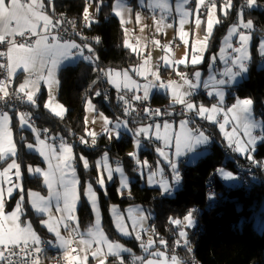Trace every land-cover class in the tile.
<instances>
[{
    "label": "snow or ice",
    "instance_id": "1",
    "mask_svg": "<svg viewBox=\"0 0 264 264\" xmlns=\"http://www.w3.org/2000/svg\"><path fill=\"white\" fill-rule=\"evenodd\" d=\"M185 3H188V0H184ZM53 0H0V44H6L7 50H0V58L6 60V63L3 60H0V70H4L6 75L3 78H0V126L3 127V132L0 134V167H3L2 173L0 176L9 177V174L14 170V175L16 181H9L10 186L5 190L3 186L0 185V264H30L32 260L33 264H38V257H33V253L41 254L42 249L39 247L41 239L36 235L32 230L31 224L28 223L24 227H21L18 221H21V217L24 215V208L26 202V195L28 200L31 202V207L35 209L36 213L40 214L41 223L43 226L48 228L49 232L55 233L57 240L60 242L59 247L65 248L70 241L65 240L60 235L58 228L53 227L49 221L43 219V213L47 210L46 202L41 200V204L35 202L34 197H36L34 192H28L25 195L23 181L26 179L27 174L32 176H44V183L49 188L50 193L56 183L55 177L49 179V174L47 172H42L41 167L33 166L32 164H27L21 160L17 161V146L12 141V132L8 129L7 125L11 122L12 117L9 114V110L16 109V103L21 104L28 103L33 106L36 105V94L39 91V85L41 81L45 83H51L54 78L56 71L60 68L61 65L67 64L66 67L73 66L77 62L82 61L89 65H93V71L98 73L97 79L106 78L107 83L112 84L116 87L117 92L120 91V85L112 79L111 70H105L104 68L99 67V56L96 53L95 45L101 42L100 37L89 38L82 29H78L77 25L72 23V34L70 38H65L61 34V30L67 32L68 29L65 26L67 23L63 19H54L55 12L49 14L47 8L48 5L52 4ZM88 7L84 8L83 11V20L85 21L84 27L91 29L94 23L99 22V15L102 11L104 5L101 0V3H96V0H87ZM220 10L227 15L229 12L232 13L235 23L233 24L229 36L234 34L239 35V47L232 48V51L236 53L235 57L232 59L233 66L238 68V71L233 72L232 68H226L223 72L220 73L221 77H227V79L221 78L216 80L215 77L210 78L213 83L225 86L231 83L232 80L236 77L241 76V74L247 72L248 68L246 61L249 59L248 55V44L251 39L249 34H246L245 31L237 33V25L243 30L253 29L252 19H244L246 14L251 15L253 10L259 9L258 0H223V3L220 4ZM89 8H94V13L89 11ZM207 9L208 22H207V32L202 41L204 51H207L209 47V40L212 35L213 28V16L217 10V4L214 0H196L195 3V12L199 14L202 9ZM115 15L117 17L121 16L120 11H116ZM139 21V16L136 17ZM123 23V20L120 21ZM183 23V21H181ZM197 26L200 24L199 18L196 20ZM17 37H20L21 40L18 41ZM184 33H181L180 39L184 42L185 45L188 44L187 40H183ZM125 47H128L127 41L124 44ZM231 47V45H229ZM166 51V49H165ZM204 51H201L196 45L191 47V58L190 65L195 67L201 64L204 60ZM199 53V54H197ZM258 54L260 57L264 58V41H260L258 44ZM188 52L186 51V56ZM216 59L215 55L211 56V60L214 62ZM147 63V60H145ZM180 65L188 66V62L185 59H180L178 62ZM165 67H171L167 60H165ZM17 70H20L22 73L26 74L24 76L23 82L19 84V87L14 86V77ZM117 76L120 75L119 72L116 73ZM125 79H128V72L124 74ZM152 75L156 77L157 80L160 79L159 76V67H157L156 72H153ZM182 81V84H177L175 80L169 81L168 83H159L158 85L153 83H148L143 85V96H133L131 99L125 98L123 95L119 96V101L123 102L124 106V115L132 116L133 112L137 113V116H140V111L143 112V116L140 117L139 123L140 127L136 130L128 129L134 138L137 139V146H139V138L144 137L149 140L151 143L153 136L151 130L153 126L156 129L155 140L161 141V145H153L159 157L163 158L171 171V178L161 179L159 181V187L162 189V195L170 196L172 193V186L178 185L181 182L180 171L177 167V161L173 157H180L184 154V151L192 152L197 146L203 145L209 142V137L206 135L202 126H197L195 128H190L189 126L196 123V118L198 117L201 120H207L210 123H218L221 130L224 129L225 124L228 123L227 118H225L224 123H220L216 120L210 113H219L222 111V106L224 105V92L217 91L216 97L218 100L212 102L211 108L205 106L204 104H197L194 97L197 95V82L201 78V73L199 70H194L191 74L186 72H177ZM18 79V77H16ZM187 81V83H185ZM12 84L13 86L9 89L8 85ZM58 83V81H57ZM95 83V81H94ZM208 81H204V87H208ZM187 85L186 91H181L180 89ZM159 87L163 89L165 93L169 89H174L172 95V105L170 108L173 111L156 109L153 110L149 106H144L142 109L133 108L132 100L139 102L140 105H145V101L149 98V89L153 87ZM127 88L128 85L125 84ZM141 85L137 84L136 89L139 90ZM31 89H36L35 91ZM129 91L131 89L129 88ZM95 95L100 97L102 93L96 91ZM104 97L107 98V94L103 93ZM211 97L212 94L209 93ZM26 97V100H25ZM45 103L44 107L49 108L51 103ZM176 104L181 106L180 111L176 112L174 107ZM253 100L250 98L240 99L236 98L235 103L226 108L227 113L235 112L239 110V116H233V119H241L244 122L245 131L248 135L246 141H241L235 139V129L232 134H227L226 139L228 141L227 146L231 148L235 153L243 155L246 160L250 161L257 168H264V161H259L255 159L254 153L258 144H264V134L258 136L251 135L250 130L260 127L256 121L252 119ZM57 108H61L60 105H56ZM7 109V110H6ZM88 110L95 111V108L91 102L88 101ZM64 111L61 108V111L54 112L55 115L61 116ZM171 116L173 120L177 116L182 117L179 120V129L177 132H170L169 129L171 124L169 121H163V130L164 135L160 134L161 123L152 119L151 123L147 126H144V120L149 118H154L157 116ZM132 123H136V117H133ZM19 123L23 129L26 125L32 129L36 137V142L38 144H44V141L40 139V132L37 129L28 123V116L26 113H20ZM111 122L104 118V124L107 126ZM127 127V125H122L117 119L115 124V129H120L121 127ZM48 130L44 129L46 133ZM105 131H109L106 127ZM87 135L95 137L96 133L89 132ZM21 141L25 144L26 148L29 151H32L34 145L27 142V138L24 136L20 137ZM81 143L85 145L88 144V141L85 138H81ZM92 145L96 144V140H92ZM174 148V152L172 149ZM39 151V155L48 161V156L43 150L36 149ZM63 152L71 153V147H64ZM130 157L135 158V153H130ZM9 159L11 162H9ZM104 169L107 171L108 179L111 180L113 172L107 167V155L104 156ZM80 160L83 162L85 169L89 167V161L83 156L80 157ZM99 163V162H98ZM137 164L142 168L150 167L147 161H144L143 164H140V161L137 160ZM65 167H71V164L65 163ZM51 168V164H49ZM135 170V169H134ZM75 170L73 169V172ZM115 172L121 173V192L124 187L127 186V178L123 176L121 167L117 166ZM163 176V169L159 168V161H157V169L152 171L148 176V183L154 184L156 181L154 177L157 175ZM217 174L225 181H234L237 179L231 171H226L224 168L217 170ZM76 181L73 179L70 182L65 181L64 175L60 176L59 187L63 191H56L54 193L57 200L63 199L64 207L63 209L57 208V211L66 213L67 215L63 217L62 221L65 225V229L71 227L68 223L76 219L75 210L77 195L75 191ZM98 183L101 188L105 187V180L103 176L100 177ZM18 190V194L14 191ZM86 195L89 196L91 207L93 211H100L97 203V198L95 192H93L91 183L87 184ZM7 195V199L5 196ZM215 193H209V198L211 199ZM14 201V206L10 203ZM11 208V211L9 209ZM196 209L192 208L187 211L183 216V219H172L170 218L169 223L173 226H177L180 230L177 233H174L178 238L175 241L176 246L181 245L183 241V246L188 248V251L191 252V248L188 244V233L183 230L184 228H192L196 223L194 214ZM112 213L117 222V228L122 235L131 236V233L126 229L120 227V222L122 218L116 214V209H112ZM145 219L142 214L140 220ZM7 225V226H6ZM182 226V227H181ZM100 228V221L97 223V217H95V228H89L88 234L92 235L95 230ZM144 231H147L144 229ZM71 235V233H69ZM103 235V234H101ZM136 239L140 242V247L144 253L148 256L153 257L154 259H147L144 256L135 255L131 249L122 247L119 243H108L107 240H104V243L107 244L108 252L105 253L101 249H97L91 252V256L95 259H99V264H106L109 255L116 256L119 260V264H125L124 258L121 256V253H127L131 257L130 264H167L165 260L158 259L159 257L164 256L163 251H150L153 247V240L149 239L145 242L140 235H136ZM82 243H88L86 241H81ZM53 247L57 245L52 241H48ZM160 243L168 247V242L161 240ZM83 251H88V249H82ZM77 249H71L70 252H66L65 260L68 264L78 261L79 257L74 256L71 253L76 252ZM173 254L171 255V264H185L181 259L177 258L175 254V249H172ZM103 257V258H101Z\"/></svg>",
    "mask_w": 264,
    "mask_h": 264
},
{
    "label": "trees",
    "instance_id": "2",
    "mask_svg": "<svg viewBox=\"0 0 264 264\" xmlns=\"http://www.w3.org/2000/svg\"><path fill=\"white\" fill-rule=\"evenodd\" d=\"M113 1L102 0L104 7L100 12L99 22L94 23L91 29L83 28L82 30L90 38L97 36L101 38V42L95 45L96 53L99 56V67L105 70L130 69L137 64L138 57L123 46V28L118 19L112 16L110 12ZM128 1L130 5L135 2V0ZM96 3H101V0H96ZM258 3L259 9L253 10L251 15L246 14L244 16L246 20L252 19L253 21L251 58L247 64L248 70L242 81L228 92L227 100H234L237 97L241 99L251 98L255 115L264 121V64L257 53L258 41L264 37V0H258ZM54 4V10L63 12L77 27H83V11L87 5L86 0H56ZM233 22L236 21L231 12L225 17H221V21L216 26L210 40V53L217 50L220 39ZM205 66L206 63L200 65V69L205 70ZM93 67V65L82 61L77 62L74 66H63L58 74V100L67 110L66 115L63 118H57L46 110L44 107L46 91L43 89L40 95L36 97L37 106H27L32 119H34L33 123H28L40 132L41 138L50 143L63 140L72 144L80 188L83 187L86 180L92 182L97 188L103 226L110 233V236H116L108 210L111 204L122 209L141 205L153 210L152 225L155 236L157 238L167 236L164 239H171L173 242L178 237L174 235L176 229L169 223L170 218L182 220L188 210L195 208L197 210L194 214L195 227L188 233L187 239L193 248L191 258L196 264H264V229L260 234L254 228L251 219L255 213V207L258 206L260 199L264 196L263 169L257 168L245 158L236 156L213 126H207L214 140L209 146V152L197 164L183 166L180 169V188L172 197L163 196L158 188L141 185L142 181L134 170L135 165L128 154L132 148L130 137L115 141L107 134H102L96 137L95 145L87 146L77 143V140L84 136V106L88 99L95 102L98 108L110 118L118 116L122 118L119 108L115 104L114 96L105 92L106 80L97 79L98 73L93 71ZM96 91H100L102 95L97 97ZM103 93L107 94V98L104 97ZM202 97L204 94L196 96L195 100L206 103ZM149 102L153 105H163L168 103V98L155 93ZM17 112L19 111H9L12 117L13 140L17 146V161L22 160L25 165L42 166L43 163L39 155L28 151L20 139L21 136H24L27 138V142H34V133L30 129H20L19 121L16 118ZM163 118L160 117L159 119L162 120ZM176 118L181 117L177 116ZM147 121L144 120V123ZM127 122L132 128L139 123V121L136 123ZM44 129L48 131L45 133ZM262 134H264V129ZM143 145L150 149L156 144L146 141ZM145 148L141 150V157L147 156L150 161L153 160L154 155ZM105 151L110 157L122 164L130 178V185L127 190L119 191L116 180L107 185L104 191L96 186L97 173L93 159ZM80 154L91 161L89 169L83 167ZM254 156L256 160L264 161V144L257 145ZM221 167L237 175L239 170H243L245 178L250 181L249 185L246 187L239 183L236 188L227 187L216 174ZM250 168L253 170L251 173L247 172ZM167 176L169 175L165 177ZM256 176L261 177L262 180H255ZM211 177L216 179L215 195L212 196L211 203H208L209 196L206 188ZM23 186L25 195L28 191H38L44 194L47 192L40 176L27 174ZM253 189L255 192L252 191ZM254 200H256L255 205L253 204ZM80 201L77 210L79 224L81 228H87L91 225L93 217L83 192H81ZM10 203L14 205V201ZM22 218L29 219L33 229L40 237H48L45 228L40 224V216L34 214L29 205L27 195ZM126 242L138 252L131 240ZM176 252L180 257L186 258L187 256L182 249Z\"/></svg>",
    "mask_w": 264,
    "mask_h": 264
},
{
    "label": "rangeland",
    "instance_id": "3",
    "mask_svg": "<svg viewBox=\"0 0 264 264\" xmlns=\"http://www.w3.org/2000/svg\"><path fill=\"white\" fill-rule=\"evenodd\" d=\"M87 1V0H86ZM195 3L196 0H188V3H185L184 0H135L133 5L129 4L128 0H114L111 3V8L110 12L112 16L116 17L118 21L120 22L123 20V23H120L122 28H123V46L125 44V41H127L128 47H125L129 49L132 53H135L138 56V62L137 64L130 68V69H111L112 72V79L119 83L120 85V91H127L129 88L131 91L135 92L133 93L135 96L138 95V93L143 94L144 89L143 85L148 84V83H153L158 85L159 83L162 82V77L159 76L160 79L157 80L154 75H152L153 72H156L157 70V65L156 62L161 61L158 55L159 54V49L164 52L162 55V68L165 69L166 67L164 66L165 60H167L169 65H172V57L173 53L172 50H174V53H179L180 48H182V51L180 53L181 57L183 58H188L189 59V65H190V58H191V47L193 45H196L198 48H200L201 51H204V47L202 44V41L204 40V36L206 35L207 32V22H208V15H207V9H202V11L197 14L195 12ZM207 3V0H206ZM223 3V0H220L219 4H217V10L213 16V28H212V35L210 37V40L213 36V33L215 31L216 26L219 24L221 21V17H225L226 15L220 10V4ZM88 7V3L86 5ZM51 10L53 11V8L51 7ZM89 11L91 13H94V8H89ZM116 11L121 12V16L117 17L115 15ZM156 15V16H155ZM139 16V21H137L136 17ZM157 17L158 21H153L152 18ZM199 18L200 24L197 26L196 20ZM245 19V18H244ZM246 20V19H245ZM183 21V23H181ZM235 22H233L225 32V34L222 36V38L219 41V44L217 46V50L215 52H209V47L207 48V51H204V60L201 64L203 65L206 63L205 69H196L199 70L201 73V78L197 82L198 86L200 83H203L204 81H208V87H207V102L202 103L201 101L197 102V104H204L205 106L211 108L212 102L215 100H218V97H216V92L217 91H223L224 92V105L222 106V111H220L218 114L217 113H210L216 120H218L220 123H224L225 118H227L228 123L225 124L224 129L221 130L219 127L218 123H210L207 120H201L198 117L196 118V123H194L192 126L190 125V128H193V126H204L207 127L213 126L214 130L222 135L223 140H225V144L227 145L228 141L226 139L227 134H232L233 130L235 129V139H239L241 141H246L248 138V135L245 131L244 127V122L241 119H233V116H239V110H236L235 112L232 113H227L226 108L232 106L235 103V100H227L228 95L224 90L225 86H221L219 84H215L212 82L210 78L215 77L216 80H219L221 78L227 79V77H221L220 73L223 72L226 68H232V71L234 72V68L238 71V68L233 66L232 64V59L235 57L236 53L232 51V48L234 46L239 47V35L234 34L232 36H229V32ZM237 33L245 31L246 34H249L251 36V39L248 44V55L249 59L245 62L246 65L248 64L250 58H251V43H252V32L253 29L251 30H243L237 25L236 29ZM181 33H184L183 40H187L188 44L185 45L184 42L180 39ZM209 40V44H210ZM260 41H264V38H260L258 41V44ZM176 43V44H175ZM175 45V46H174ZM231 45V47H229ZM166 49V51H165ZM186 51L188 52V55L186 56ZM213 51V50H212ZM208 52L210 53L209 56L207 57ZM257 53H258V46H257ZM199 54V53H197ZM215 55L216 59L213 62L211 60V56ZM259 55V54H258ZM234 56V57H233ZM261 58V57H260ZM145 60H147V63H145ZM67 62H65L64 65H61L60 68L56 71V74L54 78L52 79L51 83H45L44 81H41L39 87V91L36 94V97L40 95L42 90L44 89L46 91V99L44 101L45 103L49 102L50 98L51 103L49 105V108H46V110L52 114L53 116L57 118H63L66 115L67 110L65 107L59 102L58 100V88H59V80H58V74L59 70L65 66ZM74 66V65H73ZM191 66V65H190ZM200 67V66H199ZM160 69V67H159ZM107 71V70H106ZM119 72L120 75L117 76L116 73ZM128 72V81L129 85L126 88L125 85L123 84V79L124 73ZM177 72H180L178 70V67L175 69H171L170 74L167 75L166 83L169 81H172L171 77L173 74H175V77H178L179 80L181 81L180 77L176 75ZM190 72V71H188ZM236 72V71H235ZM192 72H190L191 74ZM245 74V75H244ZM26 74L22 73L20 70H17L15 73L14 77V83L16 84V87H19V84L23 82L24 76ZM243 76V77H242ZM246 76V72L241 74V76L236 77V79L232 80L230 84H237L239 82L238 80L243 79ZM18 77V79L16 78ZM152 78V80L150 79ZM140 80V81H139ZM58 81V83H57ZM141 84V88L139 90L136 89L137 84ZM187 82V81H186ZM108 85V83H107ZM10 86L12 87L13 85L10 83ZM115 91L117 92L116 87ZM157 87H153L149 89V98H151L153 91ZM198 89V88H197ZM35 91L36 89H31ZM150 90L152 93H150ZM158 91L162 90L158 87ZM197 91V90H196ZM130 92V91H129ZM209 93L212 94V96H209ZM201 90L197 91L196 96H200ZM205 94V92H204ZM233 96V94H232ZM241 99V98H240ZM246 99V98H242ZM251 99V98H250ZM26 100V97H25ZM88 99L85 103L84 106V136L88 142L92 141L94 138L98 137L99 135L102 134H108V136L115 141H119L121 138L127 139L130 137L132 139V148L128 151V154L130 153H135V158L130 157L133 160V163L135 165V170L137 172V175L140 177L142 183V186L150 187V188H158L159 187V181L163 179H169L171 178V171L168 167L167 162L159 157L158 153L155 150V147L148 149V152L154 155L153 160H149L147 156L141 157V150L144 147L142 145L141 141L139 143V146H137V139L132 136V133L128 129H132V127L129 126L127 120L118 117H113L110 118L108 115H106L105 112L100 110L95 102H92L95 111H89L88 110ZM150 101V100H148ZM209 101V102H208ZM60 105L61 108L64 109L62 112L61 116H57L54 114V112H59L61 111V108H57L56 105ZM24 108L22 111H19L16 113V118L19 121V115L20 113H26L28 116V122L29 119L32 118L31 113L27 109V106H31V104L24 103ZM37 106V103L36 105ZM180 107V106H179ZM173 111V110H172ZM252 112L253 116L252 119L256 121L258 124H260V127L251 129V135L256 136V133L262 134L263 129H264V121L261 117H258L254 113V107L252 106ZM10 114V113H9ZM161 116H157L154 118H160ZM104 118H107L111 123L109 125L104 124ZM117 119H119L120 123L122 125H127V127H121L120 129H115V124L117 122ZM152 119V118H151ZM182 119H176L174 121L169 122L171 124V127L169 129L170 132H177L180 131L179 129V120ZM157 121V120H156ZM165 121V120H163ZM163 121L159 122L161 123V131L160 134L163 136L164 130H163ZM140 123H137L135 125L138 126ZM148 124L144 125L147 126ZM20 126V123H19ZM8 129L11 130V122L8 123L7 125ZM108 128L109 131H105V128ZM140 127V126H139ZM20 129L21 126H20ZM24 129H32L28 127L27 125L24 127ZM206 135L209 137V142L203 145L197 146L192 152L184 151V154L180 157H173L177 161V167L178 169L181 168L180 161L184 160L185 162L187 161V165H195L201 160L208 152H209V146L213 143V138L211 136V133L205 129L204 130ZM89 132H94L96 133L95 137L87 135ZM155 132L156 129L153 126L151 130V134L153 136V140H155ZM80 137L79 139L81 140ZM41 140L44 141V144H38L36 142V137L34 135V142H29L34 145V148L31 152L36 153L39 155V151H36V149L43 150L46 155L48 156V161L46 162L43 157H40V160L42 161L43 165L39 166L42 169V172H47L49 174V179H52L53 176L55 177L56 183L54 184V187L52 189V192L50 193L49 188L45 185L44 183V176L41 174L39 175L42 178V183L43 186L46 188V194L40 193L38 191H29V192H34L36 197L32 198L35 200V202L39 205L41 204V200L39 198H43V201L46 202V207L47 210L43 213V219L46 221H49V223L53 226L58 228L60 231L61 237H63L65 240L70 241V243L66 246V251L65 249H62L59 247V241L57 240L55 233L49 232L48 228L43 226L41 221L40 224L47 229V231L51 234L54 242L56 243L57 249L60 248L66 252H70V249H77L76 252H74V256L79 257L83 260L84 264H87L88 260L91 259L93 264H99V259H95L91 256V252L95 251L97 249H101L103 252L107 253L108 248L107 244L104 243V240L106 239L108 243H119L121 244L122 247L129 248L132 250V252L137 255V256H144L147 259H154L151 256H148L146 253L143 252V250L140 247V242L136 239V235H140L142 239L147 242L149 239L153 240V247L150 249V251H163L164 256L159 257L158 259L160 260H165L167 264H171V255L173 254L172 249L176 248L178 246L175 245L174 242L171 239H164L167 238V236L163 238H157L154 233V226L152 225V220L154 218V211L149 210L141 205H134V206H129L125 208H120L119 206L115 204H111L108 208L109 210V216L112 222V226L114 228V231L116 233V236L111 237L110 233L104 228L103 226V219H102V212H101V207L99 204L98 200V191L95 185L86 180L84 183L83 187L80 188V179L77 175L76 172V166H75V155H74V150L72 148L71 153H65L63 152L64 147H68L65 145L66 141L61 140V144L59 147H55L54 144L48 142L47 140L43 139L40 137ZM147 139V138H146ZM140 140V138H139ZM12 141L13 140V132H12ZM162 142L159 141V145H161ZM228 147V146H227ZM229 148V147H228ZM231 149V148H229ZM28 150V149H27ZM29 151V150H28ZM204 151V153H203ZM231 151H233L231 149ZM172 152H174V148L172 149ZM234 152V151H233ZM237 154V153H236ZM107 155L108 160H107V167L112 170L113 176L112 179H108V174L107 171L104 169V156ZM241 158H245L243 155H239ZM83 156L80 154V157ZM130 156V155H129ZM85 159L87 157L83 156ZM89 161V167L90 168V160ZM137 160L140 161V164H143L144 161H147L150 167L147 168H142L137 164ZM157 161H159V168L163 169V176L157 175L154 177V180L156 183L154 184H149L148 183V176L152 171H155L157 169ZM99 162V163H98ZM65 163L71 164V167H65ZM82 165L83 162L81 161ZM49 164H51V168H49ZM185 164V163H184ZM93 165L96 169V186L104 191L106 186L111 184L113 181H117V186L118 190L121 191V173L115 172V169L117 166L121 167L123 176L127 178V186L123 188V190H127L130 185V178L126 174L122 164L113 159L112 157L109 156V154L105 151L102 152L100 155H98L96 158L93 159ZM84 167V166H83ZM223 168V167H221ZM73 169L75 170L73 172ZM220 169V168H219ZM225 169V168H224ZM168 170V172H167ZM226 171H229L225 169ZM180 171V169H179ZM233 173V172H232ZM165 174L169 175L165 177ZM217 174V173H216ZM31 175V174H30ZM64 175L65 181L70 182L73 179L76 181L74 187L76 191V195L78 197L77 202H76V210H75V216L76 219L73 221H69L68 223L71 225L70 228L67 230L65 229V225L62 221L63 217H65L67 214L62 213L61 211H57V208L59 207L60 209H63L64 207V201L63 199L57 200L55 198L54 193L56 191H63V189H60L59 187V180L60 176ZM181 175V174H180ZM234 176L237 177L236 180L234 181H225L223 180L218 174L217 176L223 181V183L230 188H236L239 184V176L237 174H234ZM103 176L105 180V187L101 188L98 180L100 177ZM91 183L93 192L96 194L97 198V203L100 211H96V213L93 211L91 207V202L90 198L88 195H86V187L87 184ZM180 184L172 186V193L168 197H172L174 193L179 190ZM162 192V189H160ZM81 192H83L86 202L89 205L91 212H92V223L89 227L87 228H81L79 224V218H78V207L80 204L81 200ZM165 196V195H163ZM28 200V198H27ZM28 203L31 207V202L28 200ZM256 200L253 201V204L255 205ZM116 209V214L119 215L122 220L120 222V227L126 229L128 232L131 233V236H125L120 233V231L117 228V222L115 220V217L112 213V209ZM34 214L39 215L36 213L35 209H33ZM144 215L145 219L143 221L140 220L141 215ZM95 217H97V223L100 221V228L98 230H95L92 235L88 234L89 228H95ZM183 219V218H182ZM251 219L253 221V226L254 228L262 234L263 229H264V196L260 199L258 206L255 207V213L251 216ZM29 223V220L27 219L25 222V225ZM32 227V226H31ZM182 227V226H181ZM195 227V224L192 228H184L187 233L191 232L192 229ZM146 229L147 231H144ZM174 229H176V233L180 230L177 226H174ZM33 230V228H32ZM71 233V235L69 234ZM103 234V235H101ZM37 236L40 238V235L37 234ZM43 238V237H41ZM51 239V238H47ZM52 240V239H51ZM131 240L136 248L138 249V252L136 249L132 248V246H129L126 241ZM161 240H165L168 242V247L165 248L164 245L160 243ZM81 241H86L88 243H82ZM181 247L183 248V241H181ZM82 249H88V251H83ZM186 258L185 257H180L178 254L177 258L181 259L185 262V264H196L195 261L192 260L191 255L185 251ZM72 254V255H73ZM121 256H128L131 260V257L127 253H121ZM110 257H114V259H118L116 256L109 255L108 260ZM103 258V257H101ZM119 262V261H118Z\"/></svg>",
    "mask_w": 264,
    "mask_h": 264
},
{
    "label": "built area",
    "instance_id": "4",
    "mask_svg": "<svg viewBox=\"0 0 264 264\" xmlns=\"http://www.w3.org/2000/svg\"><path fill=\"white\" fill-rule=\"evenodd\" d=\"M214 2L216 4H219L220 0H214ZM54 12H55V16L53 17L54 19H63V20H65L67 22L64 27H66L68 29V31L67 32H64L63 30H61V34L65 38H70L71 37V34H72V31H73L72 21L67 16H65V14L63 12L58 11V10H55ZM152 19H153V21H158V18L157 17H155V18L153 17ZM84 23H85V21L83 22V27H78V29L85 28L84 27ZM17 40L20 41L21 38L20 37H17ZM0 50L6 51L7 50V45L6 44H0ZM0 60H3V58H0ZM3 62L6 63V60H3ZM5 75H6L5 71L4 70H0V78H3ZM8 87H9V89H11L10 84L8 85ZM105 92L108 95L109 94H112L114 96L115 104L119 108V111H120V114H121L120 116L122 117V119H125L127 121H132L133 117H136V122H138L139 119H140V117L143 116V112L142 111H140V116L139 117L137 116V113L136 112H133L132 113V116H126V115H124L123 102L122 101H119V96L123 95L125 98L131 99L133 96H135L132 92H128V91H124V90L121 91V92H116V91L112 90L111 87H109L108 85L106 86ZM204 92H205V90H201V94H204ZM0 95H2V93H0ZM194 99H195V97H194ZM131 102H132L133 108H137V109H142V107H144V106H149L153 110L161 109V110H168L169 111V107H168L167 104H163V105H153L149 101H145V105H140L139 102H137V101L132 100ZM14 103H16V109L15 110H11V111H22V109L24 108V103L23 104H21L19 102H14ZM0 105H2V102H0ZM180 108H181V106L180 107L177 106V107L174 108V110L176 112H179L180 111ZM165 116H161V117H164L165 118ZM149 119H151V118H149ZM149 119H147V120H149ZM33 120L34 119L30 118L29 119V122L30 123H33ZM195 127H197V126H193V128H195ZM202 128H203V130H205V129L208 130V127H204L203 126ZM256 136H258V133H256ZM94 139L97 141L96 138H94ZM91 142L92 141H90L87 144V146H92V143ZM77 143L78 144H81V145L84 144V143H81V140H77ZM52 144H54L55 147H59L60 144H61V141H53ZM65 145L68 146V147L72 146V144L70 142H66ZM184 163H185L184 160L180 161L181 168L183 167ZM262 169H263V173H264V168H262ZM252 171L253 170L251 168L247 170V172H249V173H251ZM166 175L167 174H165V176ZM238 176H239V183L241 185L247 187L249 185V182L250 181L245 178V172L243 170H239ZM255 180H262V178L259 177V176H256L255 177ZM215 181H216L215 177H211L208 180V182H207V188H206V190H207L208 196H209V193L210 192L211 193H214ZM211 201H212V198L210 199L208 197V203H211ZM41 241L43 243H41L39 245V247L42 249V253L41 254L33 253V257H38V264H65L66 263V260L64 259L63 255H62V252L59 249H57V247H53L51 244L48 243V241H52L54 244H56L53 240L47 239V238H41ZM189 246L191 248V252L188 251V248L187 247H183L182 248L181 245L176 248V251L178 250V252H179L180 249H182V250L186 251L187 253H189L190 255H192L193 248H192L191 244H189ZM123 258L125 260V264H130V258L128 256H123ZM118 261H119L118 259L112 258V259L107 260L106 264H119ZM30 264H33L32 260H30Z\"/></svg>",
    "mask_w": 264,
    "mask_h": 264
},
{
    "label": "crops",
    "instance_id": "5",
    "mask_svg": "<svg viewBox=\"0 0 264 264\" xmlns=\"http://www.w3.org/2000/svg\"><path fill=\"white\" fill-rule=\"evenodd\" d=\"M56 0H53V3L52 4H50V5H48V8H47V10H48V12H49V14H51L53 11L51 10V7L53 8V6L55 5L54 4V2H55ZM54 10V9H53ZM55 11V10H54ZM264 38V37H263ZM176 44V43H175ZM175 46V45H174ZM234 47H236V46H234ZM181 51H182V48H180V50H179V53L177 54L176 53V51H175V53H174V50H172V53H173V57H172V66L171 67H166L165 69H163L162 68V55L164 54V52H162V50L161 49H159V54L160 55H158L159 56V58L161 59V61H158V62H156V65H157V67H160V69H159V72H160V76L162 77V82L163 83H166V80L165 79H167V75H169L170 74V71H171V69H175L176 67H178V70L180 71V72H186V73H189L190 74V72H193L194 70H196V69H200V65H197V66H195V67H193V66H190L189 65V59L188 58H183V56L181 57V55H180V53H181ZM135 54V53H134ZM137 56V55H136ZM138 57V56H137ZM234 57V56H233ZM180 59H185L187 62H188V66L186 67L185 65H180L178 62H179V60ZM261 61H262V63L264 64V58H262L261 57ZM188 71H190V72H188ZM235 71H237L235 68H234V72ZM204 72H206V69L204 70ZM245 75V74H244ZM243 77V76H242ZM151 80H152V78H150ZM171 79L172 80H175L176 82H177V84H182V81H180L179 80V78L178 77H175V74H173L172 75V77H171ZM140 81V80H139ZM239 82H237V84H228V85H225V87H224V90H225V92L228 94V92H230L231 91V89H233L234 87H236L241 81H242V78H241V80H238ZM106 82H107V80H106ZM185 83H187L186 81H185ZM123 84L125 85V84H127V85H129V81H128V79H123ZM139 85H141L140 84V82H139ZM14 86L16 87V84L14 83ZM108 86L109 87H111V89L112 90H114L115 91V86L114 85H112V84H109L108 83ZM158 89V86H157V88H155V90L153 91V94H155V93H157V94H160V95H164V96H167V98H168V103H167V105H168V107H169V111H172L173 109L172 108H170V105H172V103H173V101H172V95H173V91H174V89H169L168 90V92L167 93H165V91L162 89V90H160V91H158L157 90ZM181 91H186L187 90V85H184L181 89H180ZM199 90H205V94H204V97H202V100H206V102H207V100H208V98H207V94H208V91H207V88H205L204 87V85H203V83H200L199 84V86H198V89H197V91H199ZM126 91V90H125ZM128 92H129V90H127ZM130 92H132V93H135V92H133V91H130ZM150 93H152L151 92V90H150ZM152 94V95H153ZM138 95L139 96H143V94H140V93H138ZM149 96H150V94H149ZM152 97V96H151ZM151 98H148L146 101H148V100H150ZM202 102V101H201ZM209 102V101H208ZM177 106H180L179 104H176L175 105V107H177ZM174 107V108H175ZM152 119H154V120H157V122H162L163 120H167V121H169V122H171V121H174L173 120V118L171 117V116H168V115H166L165 116V118H163L162 120H160L159 118H152ZM152 119H149L148 121H150V122H146V123H144V125H146V124H149V123H151V121H152ZM176 119H179V118H175V120ZM140 126V124L138 125V126H134L133 128H132V130L134 131V130H136L138 127ZM2 132H3V127L2 126H0V134H2ZM108 135V134H107ZM221 137H222V135H220ZM109 137V136H108ZM223 139V138H222ZM140 141H141V143H142V145H143V143H146V141H148L149 142V140L148 139H146V138H144V137H141L140 138ZM225 141V140H224ZM152 142L153 143H155L156 145H159V141H157V140H152ZM146 146H147V148H149V146L146 144ZM147 148H145L147 151H148V149ZM231 150V149H230ZM203 153H204V151H203ZM236 156H238L235 152H233ZM238 157H241V156H238ZM182 161V160H181ZM9 162H11L10 161V159H9ZM180 163V162H179ZM183 166H187V161L185 162V164L183 165ZM179 169H181V168H179ZM2 171H3V167H0V173H2ZM168 171V170H167ZM16 181V177H15V175H14V170L9 174V177H3V176H0V185H2L3 186V189L5 190V193H6V189L10 186V183H9V181ZM16 193L18 192V190H14ZM29 192V191H28ZM5 198L7 199V195L5 196ZM14 206V205H13ZM9 211H11V208L9 209ZM33 211V210H32ZM23 217V216H22ZM21 217V221H18V223L20 224V226L21 227H24L25 226V222H26V220H27V218H22ZM29 220V219H28ZM0 223H4L3 221H0ZM29 223L31 224V222L29 221ZM7 226V225H6ZM31 226H32V224H31ZM33 228V227H32ZM46 230V233H47V236L48 237H45V238H51L52 240H53V238H52V236H51V234L47 231V229H45ZM33 231L36 233V235L38 234L34 229H33ZM40 239H41V237H40ZM54 241V240H53ZM61 252H62V255H63V257H64V259H65V251H66V247L65 248H62V249H65V251L64 250H62V249H60V248H58ZM70 251H71V249H70ZM71 254H73V253H71ZM74 255V254H73ZM111 259L112 258H114V257H110ZM109 258V259H110ZM65 264H68V262H67V260H66V263ZM72 264H84V262H83V260L80 258V261L78 260V261H73L72 262ZM87 264H93V262H92V260L91 259H89L88 260V262H87Z\"/></svg>",
    "mask_w": 264,
    "mask_h": 264
},
{
    "label": "bare ground",
    "instance_id": "6",
    "mask_svg": "<svg viewBox=\"0 0 264 264\" xmlns=\"http://www.w3.org/2000/svg\"><path fill=\"white\" fill-rule=\"evenodd\" d=\"M104 80H106V78H103ZM252 191H254L255 192V189H253Z\"/></svg>",
    "mask_w": 264,
    "mask_h": 264
},
{
    "label": "clouds",
    "instance_id": "7",
    "mask_svg": "<svg viewBox=\"0 0 264 264\" xmlns=\"http://www.w3.org/2000/svg\"><path fill=\"white\" fill-rule=\"evenodd\" d=\"M176 248H177V247H176ZM176 248H174V249H175V254H177V253H176Z\"/></svg>",
    "mask_w": 264,
    "mask_h": 264
}]
</instances>
